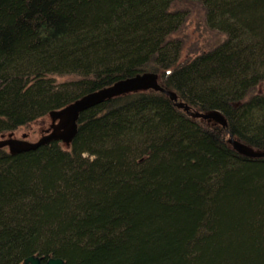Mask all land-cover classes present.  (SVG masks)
<instances>
[{
  "label": "trees",
  "instance_id": "obj_1",
  "mask_svg": "<svg viewBox=\"0 0 264 264\" xmlns=\"http://www.w3.org/2000/svg\"><path fill=\"white\" fill-rule=\"evenodd\" d=\"M144 71L227 126L149 88L0 147V264H264V156L228 141L264 149V0H0V135Z\"/></svg>",
  "mask_w": 264,
  "mask_h": 264
},
{
  "label": "water",
  "instance_id": "obj_2",
  "mask_svg": "<svg viewBox=\"0 0 264 264\" xmlns=\"http://www.w3.org/2000/svg\"><path fill=\"white\" fill-rule=\"evenodd\" d=\"M149 88L164 92L173 100L176 106L184 108L195 117H201L208 120L212 119L223 126H227V119L219 109L214 108L208 111L189 110V104L179 99L175 90L166 88L159 83L158 74L156 72L144 71L132 76L120 78L109 85L89 91L61 108L51 109L48 112L51 122L36 140H29L26 134H23L20 137L14 136L13 131L8 132L6 135L1 134L0 147L6 146L11 153H18L25 150L35 149L52 140H62L68 144L77 132V118L81 111L98 104L107 98L130 91ZM228 141L232 147L241 154L250 157L264 156V149L253 148L234 137L231 132L229 133ZM64 263L65 260L61 256H49L43 263L42 256L31 254L25 257L20 264Z\"/></svg>",
  "mask_w": 264,
  "mask_h": 264
},
{
  "label": "rangeland",
  "instance_id": "obj_3",
  "mask_svg": "<svg viewBox=\"0 0 264 264\" xmlns=\"http://www.w3.org/2000/svg\"><path fill=\"white\" fill-rule=\"evenodd\" d=\"M193 12H194L193 13L194 17L193 18L190 17L188 19V21L186 22L185 32L183 33L184 36L186 35V32L189 33L190 31H192L193 34H194V32H197V33L199 32L198 24H200V22H199L198 19L195 18L198 13L196 12L195 9L193 10ZM203 30L204 29L201 27V34H200V39L199 40L203 42L202 43V48H207L208 45L205 44V42H206L205 40H206V36H207L208 33L204 32ZM211 35L213 36V32H211ZM216 35L219 36L220 39L222 38V34H216ZM210 39H209V41H210ZM189 46H192V44L191 43L188 44L186 53L187 52L192 53L191 50L193 48L190 49ZM59 78L62 79V77H59ZM258 87L259 88H263L264 87V82L259 84ZM50 122H51L50 116L48 114L44 115V116L32 121L31 123H29L27 125L20 126V127L16 128V129H14L13 135L17 136V137H20L23 134H26L27 138L29 140H36L41 135V133L49 126ZM6 134L7 133H5V135ZM261 211L264 214V207L262 208ZM259 219H261V218H259ZM261 231L263 232V235H264V218L261 220ZM243 239H244V237H243ZM226 244H229V245H226ZM218 247H220V244H217V248ZM220 248L222 250H231V248H232L231 247V235H226L225 238L222 239V245H221Z\"/></svg>",
  "mask_w": 264,
  "mask_h": 264
}]
</instances>
